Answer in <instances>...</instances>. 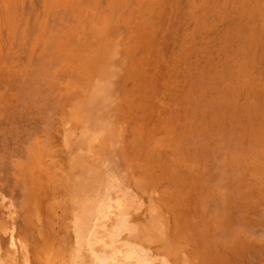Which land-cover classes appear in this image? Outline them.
I'll return each mask as SVG.
<instances>
[{
  "label": "bare ground",
  "instance_id": "obj_1",
  "mask_svg": "<svg viewBox=\"0 0 264 264\" xmlns=\"http://www.w3.org/2000/svg\"><path fill=\"white\" fill-rule=\"evenodd\" d=\"M24 4L23 0H0V75L28 71V65L21 67L12 59L16 37L25 45L28 38L31 12L27 16L21 12L25 20L17 12L19 5ZM204 4L196 11L188 6V11L183 0H39V5L32 2L30 11H37L33 19L38 27L29 52L43 63L57 65L51 73L59 78L55 81L59 98L66 99L55 129L57 142L43 147L41 139L36 140L39 147L30 153L21 178L25 183L22 207L27 208L22 221L43 242L38 264H86L82 259L66 258L65 251L47 233L52 223L59 226V231L65 230L63 239L71 229L80 247L87 240L93 253L100 250L105 255L107 240H103L101 247L94 244L105 238L103 232L112 221L120 220L117 225L128 228V221L123 220L129 217L128 209L119 208L118 216L115 206L122 205L123 200L127 202L126 197L132 195L126 193L131 188L150 202L151 217L143 224L132 222L128 235L120 236L111 250L119 252L124 240L131 239L128 236H144L170 259L176 249L178 228L173 230L171 220L162 215L164 211H173V222L179 227L180 216H184V196L157 192L156 183L164 173L176 170L175 164L182 163L183 158L176 150L166 148L159 134L168 127L172 111H180L189 104L187 75L198 55L195 47L204 45ZM259 6L264 11V3ZM59 12L67 15L66 20L62 18L63 23L56 30L48 28L50 17ZM257 55L259 59L253 65L256 68L248 67L244 76L248 80L256 70L246 91L252 101L264 97V40L258 45ZM256 170L264 173V166H256ZM125 201L120 207H126ZM10 211L17 221L19 210ZM182 233L185 234L184 230ZM138 242L140 246L143 243ZM22 245L23 264H33L28 241ZM184 254L188 258L189 251ZM95 255L89 257V263L110 264L103 255L100 259ZM120 260L114 258L111 264H124ZM21 263L16 250L8 253L0 245V264Z\"/></svg>",
  "mask_w": 264,
  "mask_h": 264
},
{
  "label": "rangeland",
  "instance_id": "obj_2",
  "mask_svg": "<svg viewBox=\"0 0 264 264\" xmlns=\"http://www.w3.org/2000/svg\"><path fill=\"white\" fill-rule=\"evenodd\" d=\"M32 2L39 5V0H23L25 4L19 5L17 11L23 20L21 12L25 16L31 12V24L27 28V37L31 40L38 27L33 19L37 11H30ZM203 3L207 7L201 19L204 45L195 47L198 55L193 58L187 75L189 104L180 111H172L168 127L159 134L163 145L176 150L183 158L182 163L175 164L176 170L164 173L156 183L157 192L184 196L185 217L180 216L179 227L173 222V211L169 214L164 211L162 215L171 220L173 230L178 228L171 260L144 236H128L131 239L124 240L119 252L111 250L117 246L120 236L128 235L132 222L143 224L150 220V202L133 188L127 189L126 194L132 195L126 197L127 202L123 200L122 205L115 206L118 216L119 208L128 209L129 217L123 218L128 221L125 224L128 228L117 225L120 220L112 221L114 225L109 224L103 232L105 238L94 244L101 247L103 240H107L109 256L100 250L93 253L87 240L80 247L71 229L63 239L65 230L59 231V226L50 224L47 233L65 251L67 259L93 264V261L89 263V257L95 258L97 253L99 259L103 255L110 264L114 258L124 264H264V173L260 172L262 169L256 170V166L259 169L264 166V97L252 101L246 95L256 70L250 80L244 77L248 67L256 68L253 65L259 59L257 48L264 40V11L259 9L262 0H183L185 9L192 6V11ZM62 14L50 17L48 28L61 27V19L67 17ZM16 40L12 59L23 67L29 62L30 49L18 37ZM48 73L46 80L38 78L37 69L26 74L0 75V245L8 253L16 250L21 264L24 241L31 247L33 264H38L43 246L40 235L22 221L27 208L22 207L25 183L21 178L30 153L39 147L35 141L41 139L43 147L57 142L55 129L66 101L59 98V88L48 78ZM124 201L126 207H120ZM12 208L21 213L17 221L10 211ZM136 214L138 217L133 218ZM182 239L184 249L189 251L188 258L184 257ZM139 240L143 241L141 246ZM133 247L141 251L135 252Z\"/></svg>",
  "mask_w": 264,
  "mask_h": 264
},
{
  "label": "crops",
  "instance_id": "obj_3",
  "mask_svg": "<svg viewBox=\"0 0 264 264\" xmlns=\"http://www.w3.org/2000/svg\"><path fill=\"white\" fill-rule=\"evenodd\" d=\"M262 3H264V0H262ZM263 27H264V22H263ZM29 28H30V26L28 27V29ZM32 41H33V39L31 40L30 38L26 40V45L28 44L27 46L29 49L31 48ZM36 57H37L36 55H32L29 52V62H26V65H28L29 73H32L37 69L38 70V78L40 80H46L48 72H49L48 75L50 74V76L48 77L49 79H53L54 81L58 80L59 78L55 77L54 74L51 73V71L54 70L57 65L52 63V62L43 63L44 61L40 57H37V59H36L37 61L35 62L34 58H36Z\"/></svg>",
  "mask_w": 264,
  "mask_h": 264
}]
</instances>
